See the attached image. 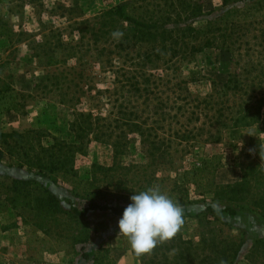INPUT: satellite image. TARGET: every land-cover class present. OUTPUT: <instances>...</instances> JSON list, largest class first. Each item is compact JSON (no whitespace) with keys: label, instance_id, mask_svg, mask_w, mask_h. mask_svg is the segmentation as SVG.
Returning a JSON list of instances; mask_svg holds the SVG:
<instances>
[{"label":"rangeland","instance_id":"obj_1","mask_svg":"<svg viewBox=\"0 0 264 264\" xmlns=\"http://www.w3.org/2000/svg\"><path fill=\"white\" fill-rule=\"evenodd\" d=\"M130 1L0 0V264H90L85 254L99 248L108 250L111 264H201L200 247L213 235L215 242L244 240L232 264H264V108L258 122L217 132L204 117L171 118L185 102L176 93L186 88L192 98H201L210 91L206 79L180 89L158 87L163 91L158 112L153 107L158 98H141L137 117L130 118L156 135L160 149L149 155L141 150L138 132L124 126L128 117H117V102L104 92L103 78L94 76L88 46L79 75L72 57L78 23ZM192 1L203 11L192 20L197 27L222 11V0ZM182 64L181 77H189L192 68L216 79L232 70L228 54L214 48ZM79 112L93 114L84 119L86 131L78 139L72 122ZM120 133L125 151L117 157L104 139ZM154 185L179 202L185 223L150 254L137 256L119 233L122 215L95 210L76 218L69 212L70 205L80 208L89 199L123 203ZM48 193L62 210L45 205ZM207 205L216 210L228 205L239 215L214 219L204 213ZM178 237L193 241L191 258Z\"/></svg>","mask_w":264,"mask_h":264},{"label":"trees","instance_id":"obj_2","mask_svg":"<svg viewBox=\"0 0 264 264\" xmlns=\"http://www.w3.org/2000/svg\"><path fill=\"white\" fill-rule=\"evenodd\" d=\"M142 1L145 5L141 4ZM239 1L241 4H238ZM151 2L131 0L115 4L99 11L90 20L80 21V35L72 55L79 64L81 76L84 71L82 51L88 46L89 64L97 69L94 71L92 68L94 76L103 78L106 84L104 92L114 97L113 102H117V117H128L124 126L138 132L142 152L154 155V150L160 147L158 141L153 139L156 135L151 133V127L143 129L132 122L137 117L136 102L141 98L144 101L158 98L153 106L154 113L158 112L163 91L157 88L161 86L180 89L182 83L199 79H206L209 83L210 91L201 98H192L186 88L184 93L175 92L176 99L181 98L185 102L172 110L171 118L178 114H188L195 119L204 117L209 121L208 128L215 127L217 132L219 127L249 126L258 122L264 108V0H222V11L198 27L192 20L203 11L195 1L164 0L162 5ZM116 31L123 33V36L114 38L111 34ZM207 48L227 53L232 70L218 79L205 77L193 68L189 70V77H181L177 73L183 62H191L196 52ZM169 69L172 74L164 73ZM92 114L79 112L76 115L72 122L76 138L82 137L86 131L84 119H89ZM188 135H181V138ZM110 136L104 140L111 142L113 153L118 157L125 151L124 137L122 133L115 135L114 139ZM130 203V199L115 204L89 199L80 208L70 205L69 212L76 218H84L95 210L110 211L115 216H121ZM45 205L56 210L64 208L52 193H48ZM206 209L208 211L204 213L214 219H219L220 214L230 219H236L239 215L228 205L219 210L207 205ZM178 238V244L188 251L187 255L191 258L189 252L194 249L193 241ZM220 239L215 242L213 235L209 239L212 241H209L210 245L205 243L200 247L203 250L199 263H233L244 240L231 237ZM85 257L91 260L90 264H111L106 248H99L95 254H85Z\"/></svg>","mask_w":264,"mask_h":264},{"label":"clouds","instance_id":"obj_3","mask_svg":"<svg viewBox=\"0 0 264 264\" xmlns=\"http://www.w3.org/2000/svg\"><path fill=\"white\" fill-rule=\"evenodd\" d=\"M111 35L120 38L123 33L116 31ZM260 157L264 161V146ZM130 200L118 228L137 256L150 254L159 244L173 239L185 223L183 207L163 193L159 185L132 195Z\"/></svg>","mask_w":264,"mask_h":264}]
</instances>
